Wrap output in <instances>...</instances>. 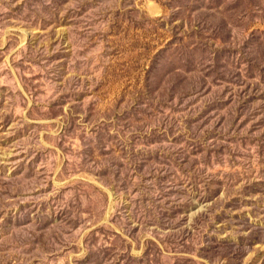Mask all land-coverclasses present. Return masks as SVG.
<instances>
[{"label":"rangeland","instance_id":"obj_1","mask_svg":"<svg viewBox=\"0 0 264 264\" xmlns=\"http://www.w3.org/2000/svg\"><path fill=\"white\" fill-rule=\"evenodd\" d=\"M0 264H264V0H0Z\"/></svg>","mask_w":264,"mask_h":264}]
</instances>
